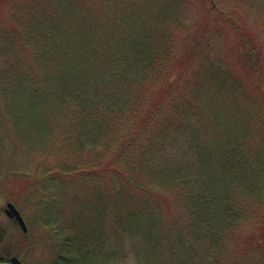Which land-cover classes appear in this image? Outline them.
Returning a JSON list of instances; mask_svg holds the SVG:
<instances>
[{
	"label": "trees",
	"instance_id": "trees-1",
	"mask_svg": "<svg viewBox=\"0 0 264 264\" xmlns=\"http://www.w3.org/2000/svg\"><path fill=\"white\" fill-rule=\"evenodd\" d=\"M6 1L0 176L45 264H264V0Z\"/></svg>",
	"mask_w": 264,
	"mask_h": 264
},
{
	"label": "rangeland",
	"instance_id": "rangeland-1",
	"mask_svg": "<svg viewBox=\"0 0 264 264\" xmlns=\"http://www.w3.org/2000/svg\"><path fill=\"white\" fill-rule=\"evenodd\" d=\"M6 2H7L6 0H0V7H3L2 4H6ZM9 5H12L11 6L12 9L18 7V5L15 6L13 4H8L7 6ZM193 18L194 21L197 20L199 26L200 22L202 21V18H204V15L197 13L196 10ZM224 34L225 36H227V38L229 37V39H231L232 41L231 44L233 43L234 45L235 40L233 39V32L231 30H229L228 32L225 30ZM234 50L238 51V47H235ZM20 156L21 155L16 154L14 157L16 159H19ZM64 184L67 185V182H65ZM65 201L66 199L62 198L60 205L61 207L60 206L54 207L53 211H51L53 217L49 219L48 223L53 224L55 222L56 216L59 215L65 209V204H64ZM6 202L13 203L17 208V210L23 216V219L28 229L27 236H24L21 233L20 228L16 226L9 217H7L2 213V209L6 206ZM0 205H1V225L5 228V232H6L5 248H7L8 250L12 249L13 252L19 254V257L21 258L24 264H31V260L32 261L36 260L37 264H45L49 260V257L48 255L43 257L41 254V251L43 249V239L46 233V228L42 225L43 219H45L46 217L43 207H40V209L37 210L36 207L38 206H36L31 208L30 210L31 204L23 201L21 195L19 194L18 188H16L12 184V181L10 179L3 178L1 176H0ZM175 214L176 213L173 209L170 210L167 217V221L170 222L173 218L175 219ZM112 251L114 252L115 255L116 251H118V248L114 247ZM135 259H136L135 253H132L128 258L131 264H136Z\"/></svg>",
	"mask_w": 264,
	"mask_h": 264
},
{
	"label": "flooded vegetation",
	"instance_id": "flooded-vegetation-1",
	"mask_svg": "<svg viewBox=\"0 0 264 264\" xmlns=\"http://www.w3.org/2000/svg\"><path fill=\"white\" fill-rule=\"evenodd\" d=\"M8 203V202H6ZM6 211V206L2 209V213L5 215ZM14 222L13 220H11ZM14 224L18 226L15 222ZM6 245V232L5 228L1 225V205H0V264H10L11 263V258L16 257L17 259L20 260L22 264H24L19 257V254L13 252L12 249H7L5 248Z\"/></svg>",
	"mask_w": 264,
	"mask_h": 264
},
{
	"label": "water",
	"instance_id": "water-1",
	"mask_svg": "<svg viewBox=\"0 0 264 264\" xmlns=\"http://www.w3.org/2000/svg\"><path fill=\"white\" fill-rule=\"evenodd\" d=\"M7 206L9 208V210L6 211V214L10 217H13L15 219V221L20 225L23 232H26L25 223L23 221V218L19 214V212L15 209V207L11 203H8ZM11 264H21V262L17 258H12Z\"/></svg>",
	"mask_w": 264,
	"mask_h": 264
}]
</instances>
